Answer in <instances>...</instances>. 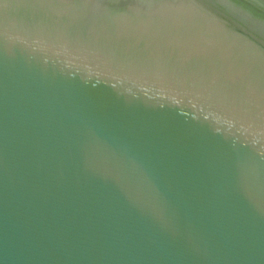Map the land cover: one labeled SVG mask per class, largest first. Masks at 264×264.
Returning <instances> with one entry per match:
<instances>
[{"label": "water", "instance_id": "1", "mask_svg": "<svg viewBox=\"0 0 264 264\" xmlns=\"http://www.w3.org/2000/svg\"><path fill=\"white\" fill-rule=\"evenodd\" d=\"M0 264H264V0H0Z\"/></svg>", "mask_w": 264, "mask_h": 264}]
</instances>
